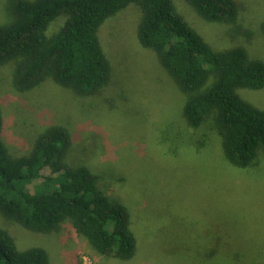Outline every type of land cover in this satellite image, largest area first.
Masks as SVG:
<instances>
[{"label": "rangeland", "instance_id": "374dc122", "mask_svg": "<svg viewBox=\"0 0 264 264\" xmlns=\"http://www.w3.org/2000/svg\"><path fill=\"white\" fill-rule=\"evenodd\" d=\"M7 1L0 0V24L8 20ZM235 1L238 17L227 24L205 21L186 0H172L213 49L242 47L264 62V0ZM141 15L131 3L100 26L112 75L93 95L50 79L19 91L12 64L0 65L2 138L10 154L28 153L50 126L65 127L71 136L66 162L90 170L110 200L128 210L134 255L99 254L69 221L56 231L33 232L0 214V226L18 250L45 249L49 264H264V151L237 168L224 158L212 116L188 126L186 95L138 41ZM63 22L54 20L48 33ZM238 93L264 108V86Z\"/></svg>", "mask_w": 264, "mask_h": 264}, {"label": "trees", "instance_id": "16d2710c", "mask_svg": "<svg viewBox=\"0 0 264 264\" xmlns=\"http://www.w3.org/2000/svg\"><path fill=\"white\" fill-rule=\"evenodd\" d=\"M205 21L234 23L235 0H186ZM141 9L137 38L186 95L182 107L190 128L212 116L224 158L237 168L264 151V108L243 99L238 89L264 86V62L242 47L215 50L177 13L172 0H8V20L0 24V65L13 66V85L28 91L52 80L81 96L110 82L112 69L100 44L104 21L129 4ZM64 17L52 34L50 24ZM0 108V214L33 231L49 233L69 221L96 252L130 259L136 240L125 206L113 202L86 167L65 158L71 144L61 125L44 129L31 150L8 151ZM34 184L33 188L28 185ZM0 264H49L35 246L18 250L0 226Z\"/></svg>", "mask_w": 264, "mask_h": 264}]
</instances>
